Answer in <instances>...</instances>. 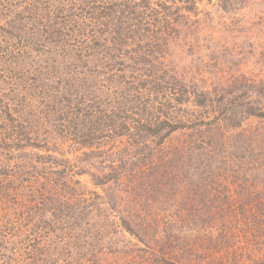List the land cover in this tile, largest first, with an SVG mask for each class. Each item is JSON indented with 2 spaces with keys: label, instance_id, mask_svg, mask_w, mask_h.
<instances>
[{
  "label": "trees",
  "instance_id": "1",
  "mask_svg": "<svg viewBox=\"0 0 264 264\" xmlns=\"http://www.w3.org/2000/svg\"><path fill=\"white\" fill-rule=\"evenodd\" d=\"M2 1L12 2L0 0ZM203 1L216 2V0H21L20 5L24 8L15 14L17 19L12 21L0 19V22H8L11 26L8 28L10 33L0 26L2 38L15 35L24 53H27L25 51L27 48L32 49V43L38 39L40 41L36 43L42 46L41 50L47 48L49 53L61 50L65 54L69 50L82 55L84 50H88L91 56L96 54L97 57H114L109 59L104 57L100 63L102 70L96 68L97 63L95 72L89 74V69H85L87 61L79 57L67 59L70 70L66 71V77L61 75L62 80L58 78L51 80L52 84L48 83L50 87L43 88L40 92L13 90L10 101L15 103L0 104V264H69L72 254L81 252V248L93 252L88 246L91 243L97 244L102 238L100 234L106 233L112 223L101 224L100 233H94L88 227L89 220L84 219L93 212L98 216L105 215L108 211L115 216L119 213V226L130 234V225L125 220L123 211L125 199L120 196L119 198L114 196L116 201L110 199V202L106 199L104 203L107 209H102L97 202L101 201L102 196L98 195L95 199L85 198L84 194L78 193L76 185H79V181L73 180L72 177L68 179L70 173L82 176L87 172L84 170L81 173L80 171L74 173V168L78 167L77 163H71L65 157L61 159L55 157L54 149L57 148L58 142L77 145L85 154L102 150L105 154L109 150L108 154H105L108 167L103 166L102 169L95 170L100 178L97 184H106L110 179L115 180L116 184L121 180L125 182L127 175L122 178L119 172H123L122 166L126 167L127 161L134 165L135 172L132 170L130 173L133 178L137 177L140 180L146 175L151 179L156 194H164L167 184L160 180L164 170L165 180L172 186L170 191L181 190V178H177V173L173 171L176 149L166 151L162 144L164 136L177 131L184 126L182 122L188 121L183 119L186 115H182L181 122L180 118L176 117L174 102L190 93L183 86V81L173 77L166 80L165 74L159 73L160 69L158 71L156 67L150 72L149 68L154 64L160 68L156 57L153 56L177 43L182 29L188 25L190 16H195L197 4ZM217 1L225 9L233 4H239L242 0ZM243 4L244 2L240 4L241 7ZM34 29L39 30L35 39L32 37ZM58 42L59 45L56 44ZM142 44H147L146 57L139 55ZM125 47L130 52L121 57L128 55L134 59L131 64L117 68L115 63L119 57L117 52ZM45 51L46 49L42 52ZM132 52L137 57L133 56ZM23 58L26 60L21 62L29 63L34 72L38 69L39 57ZM5 64L13 63L0 57V84L11 80L13 84L17 76L8 75L10 78L8 79L7 75H4V72H7ZM53 64L54 67L57 66L56 62ZM29 71L30 74L34 73L32 70ZM19 74L18 72L17 75ZM37 82L36 76V86ZM52 86H55V97L49 96ZM262 95L264 96V81H259L258 85L251 83L249 92L247 91V98L254 100L251 103H255ZM184 99L188 100V97ZM31 101H34V104H31ZM213 102L215 107L209 106V114H213L210 121L225 122L227 113L236 109L230 102L228 105L220 100ZM38 103L49 105L52 109L54 117L60 124L59 128L56 127L58 136L56 129L50 128L44 122L45 119L40 118L41 112L37 111ZM196 104L202 105V99L197 100ZM250 110L247 113L249 118L264 117V109L258 105H251ZM145 112L149 115L147 122L149 126L146 128L148 139H156L159 133L163 134L168 130L165 135H161L159 142L151 141L152 147L143 145L145 137H138L139 130L132 129L129 125L131 120L134 125L140 126L142 119L135 116L142 117ZM184 112L187 113L186 110ZM197 126L194 124L193 127ZM117 128L119 135L129 130L133 133L132 139L135 141L131 143L134 147L127 149L129 158L134 161L127 158L126 161L120 160L121 162L117 164V154H109L116 151H112L111 145H107L104 138L112 133L117 134ZM194 142L193 146L188 148L187 155H196L199 145ZM144 149L148 150L145 154ZM179 155L182 156L181 153ZM263 166L264 163L260 162L258 169L264 168ZM252 167L257 168L254 164ZM101 170H108L110 175L102 173ZM259 176L260 182L264 183L262 179L264 171L259 172ZM252 178H255V175ZM240 185L244 186L243 182ZM194 187L195 184L189 179L186 182L187 193L190 194ZM260 205L261 203L257 208ZM250 209L252 212L254 205ZM84 211L85 214H81ZM47 214L51 217H47L49 219L46 220ZM261 216L264 219V210ZM253 225L252 233L258 230L256 225ZM137 234L138 232L132 235L136 242ZM263 257L260 262L254 263L264 264Z\"/></svg>",
  "mask_w": 264,
  "mask_h": 264
},
{
  "label": "rangeland",
  "instance_id": "2",
  "mask_svg": "<svg viewBox=\"0 0 264 264\" xmlns=\"http://www.w3.org/2000/svg\"><path fill=\"white\" fill-rule=\"evenodd\" d=\"M217 2H199L195 16H190L177 43L153 56L160 68L155 64L149 68L150 72L156 67L158 71L160 69L159 73H164L166 80L173 77L183 81V86L190 93L174 102L176 117L181 122L182 115H186L183 119L188 121L182 122L184 126L177 131L164 136L162 144L166 151L176 149L173 171L177 173V178H181L180 191H170L172 186L165 180V170L160 179L167 184L163 195L156 194L151 179L146 175L140 180L133 178L130 173L132 170L135 172L134 165L126 161L127 158L134 161L129 158L127 149L134 147L131 130L119 135L117 128V134L112 133L104 138L112 151H116L109 154H117V164L122 160L127 163L126 167L122 166L123 172H119L122 178L127 175L125 182L121 180L122 183L116 184L115 180L110 179L106 184H97L100 178L95 170L108 167L105 154L109 150L105 154L103 150L85 154L77 145L60 142L56 145L55 157H65L71 163H77L74 173L87 172L82 176L70 173L68 179L72 177L79 181L77 192L84 194L85 198L102 196L101 201L97 200L102 209H107L104 203L106 199L110 202L116 201L114 196L125 199L123 211L130 225L129 234L119 226L120 214L115 216L110 211L105 215L98 216L93 212L85 216L84 219L89 220V229L94 233H100L101 224L112 223L106 233L100 234L102 238L97 244L88 246L93 252L81 248V252L72 254L71 259L77 260H71L69 264H253L263 257L264 219L261 214L264 210V183L260 182L259 172H263L264 168L258 169V166L260 162L264 163V117L249 118L247 113L251 111V105L264 109V96L251 103L254 100L247 98V91L251 83L258 85L259 81H264V0H242L239 4L226 7V10ZM20 3L21 0L0 2V19H17L15 14L24 8ZM24 18L26 20V16ZM0 26L7 32L11 27L8 22H0ZM38 32L34 29L32 37H36ZM15 38L12 34L2 38L0 32V57L13 63L5 64L7 72L4 75L8 79V75L17 76L13 84L12 80L5 84L1 82L0 104L15 103L10 101L13 90L40 92L50 87L48 83L52 84L51 80H62L61 75L66 77V71L70 68L67 59L79 57L87 61L85 69H89V74L101 68L104 57L114 58L97 57L96 54L91 56L88 50H84L82 55L69 50L65 54L61 50L49 53L47 48L42 52L45 49L41 50L42 46L36 43L40 41L38 39L32 43V49L27 48V53H24ZM56 44L59 45V42ZM146 45H141L140 57L148 55ZM126 52H130L127 47L117 52V68L131 64L134 59L128 55L121 57ZM23 57H39L38 69L34 72L29 63L21 62L26 60ZM49 60L53 62H47ZM54 62L57 64L55 67ZM29 70L35 74H30ZM54 87L49 91L50 97H55ZM187 97L188 100L184 99ZM200 99L203 104H196ZM219 100L223 104L230 102L236 109L227 113L225 122L210 121L213 114H209V106L215 107L213 101ZM37 111L41 112L40 118L45 119L44 122L50 128L56 129L58 136L60 124L49 105L38 103ZM135 117L142 119L140 126L134 125L131 120L129 125L139 130L138 137H145L143 145L152 147L151 141L159 142L161 135L168 131L159 133L156 139H148V112L143 113L142 117ZM193 123L198 126L193 127ZM193 141L199 145V149L196 155H187ZM147 151L144 149V154ZM222 160L224 163L221 164ZM253 164L257 168H253ZM101 172L110 175L108 170ZM254 175L255 178H252ZM189 179L195 184L190 194L186 191ZM241 182L244 186L240 185ZM253 205L254 210L251 212ZM81 214H85V211ZM47 217L51 215L47 214L46 220L49 219ZM253 224L258 230L252 233ZM136 232L137 242L135 238L132 239Z\"/></svg>",
  "mask_w": 264,
  "mask_h": 264
}]
</instances>
